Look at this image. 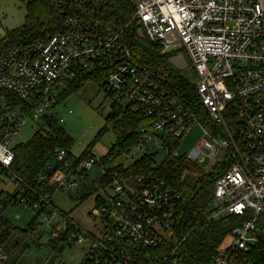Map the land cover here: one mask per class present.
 <instances>
[{
	"label": "built area",
	"instance_id": "2783aa9c",
	"mask_svg": "<svg viewBox=\"0 0 264 264\" xmlns=\"http://www.w3.org/2000/svg\"><path fill=\"white\" fill-rule=\"evenodd\" d=\"M118 1L132 6L123 27L104 17L111 0H48L63 16L59 29L0 54V171L19 182L20 205L46 215L49 243L88 244L81 264H184L186 236L177 230L180 193L156 170L130 176L103 165L110 180L90 212L101 223L95 226L98 235L10 171L13 142L25 122L55 116L50 110L58 88L88 79L105 91L115 120L143 119L130 130L138 144L127 151L151 145V153L184 155L207 173L224 168L214 183L209 219H232L235 226L214 264H243L256 247L254 232L264 213V0ZM134 23L170 60L183 61L185 52L196 71L197 106L180 100L162 72L134 57L123 37ZM195 126L203 133L201 143L181 153L178 146ZM98 163L92 150L73 158L55 148L37 181L73 193ZM57 214L62 222L51 224L47 215ZM8 258L0 242V260Z\"/></svg>",
	"mask_w": 264,
	"mask_h": 264
},
{
	"label": "trees",
	"instance_id": "16d2710c",
	"mask_svg": "<svg viewBox=\"0 0 264 264\" xmlns=\"http://www.w3.org/2000/svg\"><path fill=\"white\" fill-rule=\"evenodd\" d=\"M26 7L27 12L23 25L8 31L4 37L0 38V54L5 49L15 45H28L40 38H48L59 29L63 16L52 8L48 0H26ZM131 13L132 6L123 4L118 0H111L105 10L104 17L123 27L128 22ZM137 29L138 27L134 23L126 28L123 34L124 39L133 51L134 57L162 72L180 100L191 106H197L198 94L194 82L188 80L179 69H176L169 62L170 53L163 52L160 44L153 42L148 36L144 38L137 36ZM87 81L88 79L68 80L66 86L69 90L77 91ZM199 109L198 111H200ZM109 118L114 117L110 115ZM45 119L49 128L48 131L39 129L30 140L15 145V159L10 171L26 185L33 186L37 193L46 195L53 203L52 192L59 188L56 185L38 183L37 177L39 173L45 172L46 163L54 158L55 148L66 149L69 156L72 157L70 147L73 138L55 116L46 115ZM140 123H143V119L133 115L122 120H116V127L122 131L117 144L122 149L128 150L138 144L137 136L128 132ZM92 145L93 143L78 157H85L93 149ZM116 155L115 148H111L100 157V164L106 165ZM223 169L215 166L212 171L207 173L202 170L200 165L187 159L184 155L165 157V160L156 166L152 158L146 155L128 167L117 165L109 171L136 176L156 170L168 179L175 191L180 193L177 230L180 237L186 236L185 242L181 245L184 264H214L215 254L224 245L226 237L235 226L232 219H209L213 204L214 183ZM187 172H197L199 174L192 185L183 181V176ZM106 174L102 176L97 184H94L95 190L104 188L106 183L109 182L110 178ZM84 176L88 179L87 173L82 175V177ZM17 195L18 190L13 195H8V201L14 205L19 204L16 201ZM70 196H73L72 192ZM87 196L86 194L83 195L84 198ZM100 201V196H98L96 202L99 203ZM36 214L37 217L40 216L39 211H36ZM64 214L69 216L65 212ZM34 221L32 224H34ZM0 225L4 226L0 233V242L3 244L10 237L13 226L3 220L2 214ZM254 235L257 237L258 242L256 247L245 255L248 259L243 264H264V213L257 221Z\"/></svg>",
	"mask_w": 264,
	"mask_h": 264
},
{
	"label": "rangeland",
	"instance_id": "374dc122",
	"mask_svg": "<svg viewBox=\"0 0 264 264\" xmlns=\"http://www.w3.org/2000/svg\"><path fill=\"white\" fill-rule=\"evenodd\" d=\"M26 12V0H0V38L4 37L8 31L21 27L25 21ZM136 34L142 38L147 37L144 30L139 34L137 31ZM184 56L183 61L169 60V62L176 69H179L183 76L194 82L196 71L185 52ZM185 62L188 63V66L184 65ZM69 111L72 112L69 113ZM50 113L54 114L58 120L61 116L68 114L61 124L73 138L70 147L73 158L80 156L93 143L92 152L99 157L111 148H115L117 155L105 165L106 168L117 165L128 167L146 155L150 156L156 165L165 160L163 149H159L157 153H151L153 152L151 145H148L142 152L136 149L127 151L117 144L122 131L116 127V120L109 118L112 115L110 99L106 96L105 91L93 81H87L77 91L69 90L66 85L62 84L58 88V102L50 110ZM45 125V116L39 119H28L16 135L13 146L27 142L39 129L45 131ZM202 135L200 127L195 126L178 146L179 151L184 153L199 145ZM209 163V160L202 163L203 168ZM103 173V164H95L87 172L88 179L84 176L79 180L78 189L73 191V196H70L69 191L62 189L54 190L51 195L53 203L59 210L67 213L96 235L98 232L95 226L101 228V223L99 219H94L90 212L96 205V198L104 196L102 190H95L94 188V184L100 181ZM195 176H199V174L197 172L185 173L183 181L192 185ZM18 187L19 182L13 181L6 172L0 171V216L2 214L3 220L13 226L11 237L3 245L9 258L7 261L0 260V264H81L87 252L88 244L65 240L53 244L49 243L47 239L49 225L46 215L37 217L36 211L32 208H24L22 205H14L8 201V195H13ZM91 191L92 193H90ZM84 194L88 196L84 198ZM210 213H214V210ZM210 213L209 215H211ZM47 217L51 224L58 221L62 222L59 214L52 217L47 215ZM211 220H218V218ZM33 221L34 224H32ZM30 227L33 228L29 229ZM1 231L0 225V233ZM231 240L229 234L225 242Z\"/></svg>",
	"mask_w": 264,
	"mask_h": 264
},
{
	"label": "crops",
	"instance_id": "0c3cea01",
	"mask_svg": "<svg viewBox=\"0 0 264 264\" xmlns=\"http://www.w3.org/2000/svg\"><path fill=\"white\" fill-rule=\"evenodd\" d=\"M1 229L3 230V229H4V226H1ZM12 230H13V229H12ZM1 232H2V231H1ZM10 237H11V235H10ZM10 237H9V238H10ZM9 238H8V239H9ZM7 241H8V240H6L2 245H4Z\"/></svg>",
	"mask_w": 264,
	"mask_h": 264
},
{
	"label": "water",
	"instance_id": "95a60500",
	"mask_svg": "<svg viewBox=\"0 0 264 264\" xmlns=\"http://www.w3.org/2000/svg\"><path fill=\"white\" fill-rule=\"evenodd\" d=\"M152 148H155V145H152Z\"/></svg>",
	"mask_w": 264,
	"mask_h": 264
}]
</instances>
